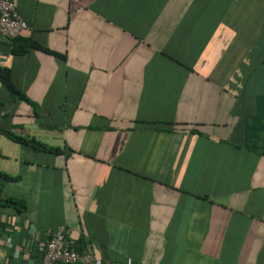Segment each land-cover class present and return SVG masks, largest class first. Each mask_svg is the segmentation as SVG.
Listing matches in <instances>:
<instances>
[{
    "label": "crops",
    "instance_id": "obj_1",
    "mask_svg": "<svg viewBox=\"0 0 264 264\" xmlns=\"http://www.w3.org/2000/svg\"><path fill=\"white\" fill-rule=\"evenodd\" d=\"M64 57L10 52L0 70V263L28 264L58 227L93 264H264V152L245 124L264 98V0H13ZM263 101L260 102V106ZM11 256V257H10Z\"/></svg>",
    "mask_w": 264,
    "mask_h": 264
},
{
    "label": "built area",
    "instance_id": "obj_2",
    "mask_svg": "<svg viewBox=\"0 0 264 264\" xmlns=\"http://www.w3.org/2000/svg\"><path fill=\"white\" fill-rule=\"evenodd\" d=\"M28 30L27 23L16 12L13 0H0V36L13 38L24 35ZM25 230L36 242V256L27 258L28 264H93L95 257L90 247L84 243L79 250L76 241L70 237L65 228L60 226L53 232L47 233L45 238L34 227L24 222ZM9 232L0 234V242L12 251L13 256L20 254V249L11 247ZM2 264V263H0Z\"/></svg>",
    "mask_w": 264,
    "mask_h": 264
},
{
    "label": "trees",
    "instance_id": "obj_3",
    "mask_svg": "<svg viewBox=\"0 0 264 264\" xmlns=\"http://www.w3.org/2000/svg\"><path fill=\"white\" fill-rule=\"evenodd\" d=\"M5 39L8 41L10 46V52L13 54H23L30 49H37L45 53H49L56 57H60V58L64 57L62 54L52 51L51 49L40 44L31 37L20 35L13 38H5ZM0 71H1L0 84L9 93V95L13 99L23 100L31 103V101H29L27 97L14 85L11 79L10 71L7 68H1ZM262 101L263 104L260 106V102ZM0 132H2L3 134H5L7 137L11 138L14 141L31 146L35 150H43V151H51V152L59 151L57 148L50 147L44 143L37 141L34 138L31 137L26 138L15 135L13 134V132H11L8 129L0 128ZM245 145L252 149H260L262 153L264 152V98H260V100L258 101L257 111L255 116L251 120H248L245 124ZM0 179L5 181L14 178L0 172ZM0 206L12 207L15 209V211L18 214L24 213L26 209L25 201L17 198L0 199ZM84 243L85 242L83 239L77 241L76 242L77 248L80 250L84 245ZM31 256H36V247L34 248L33 253H31Z\"/></svg>",
    "mask_w": 264,
    "mask_h": 264
},
{
    "label": "water",
    "instance_id": "obj_4",
    "mask_svg": "<svg viewBox=\"0 0 264 264\" xmlns=\"http://www.w3.org/2000/svg\"><path fill=\"white\" fill-rule=\"evenodd\" d=\"M1 72V71H0Z\"/></svg>",
    "mask_w": 264,
    "mask_h": 264
}]
</instances>
